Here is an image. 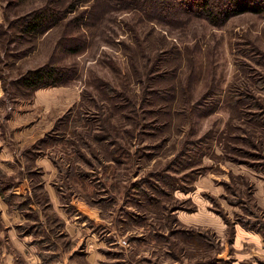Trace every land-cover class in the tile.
<instances>
[{
  "label": "rangeland",
  "instance_id": "rangeland-1",
  "mask_svg": "<svg viewBox=\"0 0 264 264\" xmlns=\"http://www.w3.org/2000/svg\"><path fill=\"white\" fill-rule=\"evenodd\" d=\"M234 1L0 0V264H264V11Z\"/></svg>",
  "mask_w": 264,
  "mask_h": 264
},
{
  "label": "trees",
  "instance_id": "trees-1",
  "mask_svg": "<svg viewBox=\"0 0 264 264\" xmlns=\"http://www.w3.org/2000/svg\"><path fill=\"white\" fill-rule=\"evenodd\" d=\"M44 9H45L44 7L34 9L30 12H27L22 17V19L25 18L24 21H26L25 29L31 31H35V30L38 31L41 28L42 22L46 19L44 15L45 14ZM245 11L262 12L264 11V5H262L260 1H256V0H237L231 2L226 12H224L223 19H226L228 16L232 14H237ZM202 13L204 15L208 14L209 16H205V17L210 18V14H209L210 12H208V10L207 12L202 11ZM211 21H217V20L215 19L213 20V18H211ZM57 71L58 70L56 68L48 65L39 66L35 69L27 71V73H25L24 76L22 77V80L23 82L29 84L30 87H34V88L39 87L41 85H44L41 84V82L50 79V77H54Z\"/></svg>",
  "mask_w": 264,
  "mask_h": 264
}]
</instances>
